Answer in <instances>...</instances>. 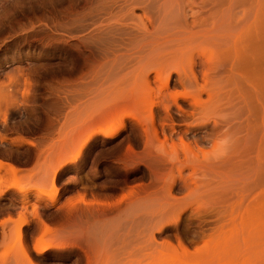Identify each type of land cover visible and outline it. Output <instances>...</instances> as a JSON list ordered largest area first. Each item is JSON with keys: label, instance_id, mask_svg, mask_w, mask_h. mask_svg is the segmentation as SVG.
<instances>
[{"label": "rangeland", "instance_id": "374dc122", "mask_svg": "<svg viewBox=\"0 0 264 264\" xmlns=\"http://www.w3.org/2000/svg\"><path fill=\"white\" fill-rule=\"evenodd\" d=\"M0 264H264V0H0Z\"/></svg>", "mask_w": 264, "mask_h": 264}, {"label": "bare ground", "instance_id": "6f19581e", "mask_svg": "<svg viewBox=\"0 0 264 264\" xmlns=\"http://www.w3.org/2000/svg\"><path fill=\"white\" fill-rule=\"evenodd\" d=\"M102 124H104V123H101V125ZM107 124V123H106ZM118 125L117 126H111V127H108V129L106 128H104V129H98V131L96 132V133H101V134H103L104 136H106V137H109V136H111V135H114L115 133H117L119 130H120V128H121V126H122V124H123V122L121 121V122H119V123H117Z\"/></svg>", "mask_w": 264, "mask_h": 264}]
</instances>
